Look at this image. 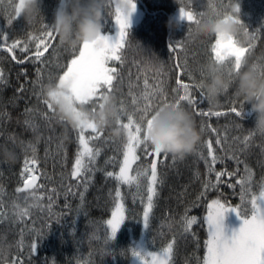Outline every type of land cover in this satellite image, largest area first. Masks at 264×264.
I'll return each instance as SVG.
<instances>
[{
	"label": "trees",
	"instance_id": "16d2710c",
	"mask_svg": "<svg viewBox=\"0 0 264 264\" xmlns=\"http://www.w3.org/2000/svg\"><path fill=\"white\" fill-rule=\"evenodd\" d=\"M135 1L144 10V17L127 31V44L121 50L123 63H111L119 72V78L113 82L115 90L112 94L119 108L123 100L125 112H136L131 103L132 97L142 98L144 92L151 91V86L160 80L166 81L165 91L171 100L174 95L171 89L176 87L175 79L182 75L175 67L177 56L181 60L186 58L196 79L201 78L202 66L209 61L210 45L215 41L193 39V22H175L177 27L170 30L168 23L181 6L199 14L198 18L201 19L231 11V6L237 3L240 12L236 15L242 23L237 40L246 48L249 40L254 45L245 53L243 68L264 77V0H185L183 5L173 0ZM17 3L18 0H0V45L5 43L4 33L8 36L7 44L18 39L22 41L10 52L0 46V72L4 80L0 83V145L12 146L13 142L21 145L16 149L17 160L13 166L0 164V264H129L132 242L141 233L144 207L135 184L119 185L126 219L107 245L104 243L106 225L103 223L114 209L117 187V181L107 177L106 172H118L123 160V141L113 139L108 132H102L99 140L89 141L90 146L99 149L95 163L89 165L95 171L72 178L79 148L77 132L66 129L55 119L53 112L43 102L41 85L44 88L50 77L52 83H58L59 75L66 71L67 63L73 58V49L59 45L55 38L51 41L53 47L42 57L44 63H33L35 43L29 41L30 34L38 36L45 26L51 29L53 13L60 0H41L39 14L30 25L15 17L14 7ZM114 15V9H111V15L107 12L102 21V31L109 29ZM10 16L13 18L11 25L8 24ZM23 42H27L29 48L22 52L20 48ZM170 44L176 46L175 52ZM179 44H183L184 50ZM79 47L74 53L76 56ZM18 60L24 62L18 63ZM233 62L229 58L226 60V77L227 68ZM146 64L159 65L160 72L155 67H146ZM38 68L41 70L39 73ZM38 76L40 82L36 83ZM184 82H188L186 77ZM21 88L25 90L21 92ZM194 99L198 100L197 111H221L224 114L220 117L197 116L191 106L182 102L183 108L193 115L201 141L194 152L183 158L160 156L163 163L159 166V175L163 183L158 185V196L154 198L145 243L150 251H160L168 243H173L168 264H203L207 251L205 241L208 239L205 218L210 211L208 204L213 200L233 207L240 205V210L251 218L250 197L242 202L240 185L234 188L227 186L228 182L234 184L236 179L245 175L243 163L237 165L228 159L231 154L229 148L234 147L232 137L251 135V144L246 152L237 154L251 169L252 191L255 194H259V186L264 182V134L253 129L254 116L248 110L249 105L237 99L232 88L219 97L215 107L208 103L205 96L200 98L199 90H194ZM231 101H238L237 107H243L241 118L230 112ZM159 103V99L155 100L153 108ZM88 107L91 110L92 105ZM45 113L51 117L50 120L45 119ZM139 118L137 112L136 119ZM123 122H127L126 117ZM206 124L218 130L222 144H215L217 136ZM236 124L240 127L237 128ZM30 125H35L36 130ZM36 131L40 134L39 140L33 142ZM205 141H212L216 154L223 158L214 166L217 171L227 172L238 168L239 172L233 177L223 176L222 183L216 189H209L203 199H198L204 191L206 180L211 179L213 184L216 183L214 174L209 176L199 154L202 151L206 155ZM137 151L141 152L142 149L138 148ZM33 157L35 163L29 165L32 171L22 174L25 159ZM145 164L143 157L133 164L132 175ZM88 176L91 180L85 190L78 185ZM32 177H35L33 187L25 188V181L33 183ZM141 180L146 184V180ZM69 186H75L72 187V194L67 192ZM17 188L24 190L17 192ZM142 191L146 193V188ZM80 192L84 193L83 202ZM50 196L53 197L52 214L48 211ZM66 204L68 207H65ZM186 208L189 209V217H197V223L192 225L189 233H184L181 220ZM25 209L28 215L21 219L17 213ZM98 224L100 227H97ZM34 241L36 250L32 252L31 244Z\"/></svg>",
	"mask_w": 264,
	"mask_h": 264
},
{
	"label": "snow or ice",
	"instance_id": "6c2138e0",
	"mask_svg": "<svg viewBox=\"0 0 264 264\" xmlns=\"http://www.w3.org/2000/svg\"><path fill=\"white\" fill-rule=\"evenodd\" d=\"M129 4L130 11L128 15H122L118 10L115 11V25L117 26V34L115 38H111L107 35H101L97 41L89 44L85 43L79 47V54L76 56L74 53L76 48H73V58L66 65V71L62 75H59L58 83L64 85L68 83L70 85L69 91L70 95L66 97L68 102L77 104H91V111L95 112L98 106L99 100L107 93H113L114 81L119 78V72L116 67L108 66V61H119L123 63V56L121 55V50L125 48L127 44V29L130 27L129 16L135 10L134 0H127ZM111 2H109V15H111ZM19 8L15 5L14 13L17 18ZM236 13H239V8L236 9ZM197 13L194 11L186 10L184 6L179 8V18L181 20H187L189 22L197 23L200 18H198ZM219 14H217L218 16ZM236 23L242 26L241 21L238 17H232ZM13 23V18L10 16L8 19V24ZM246 35V33H245ZM3 39L5 43L0 45L6 51H11L15 49L18 45L22 44L21 40H16L11 44H7L8 39L7 33H4ZM55 39V36L51 29L46 26L40 32L38 36L29 35V41L35 43V53L33 63H44L42 57L44 54L52 48L51 41ZM181 50H184L183 44H179ZM254 47L251 40L248 41L247 48L242 46L238 40L229 41L227 44L221 42L217 39L214 43L210 45L211 54L209 60H215L217 62H223L229 57L234 58V62L227 68L228 78L231 79L235 72L241 70L242 65L245 63V53L248 49ZM29 48L27 42H23V46L20 50L26 51ZM170 48L173 52L176 51V46L170 44ZM55 51V49H53ZM16 59V57H13ZM18 63H23V60H18ZM146 67H155L157 72H160L159 65L146 64ZM176 69H179L181 76H177L175 79L176 87L171 89L174 94L171 100L167 98V93L165 91L166 81L160 80L159 83L153 84L151 86V91H145L142 98L136 96L132 97L131 103L135 106L136 112H125L123 108V100L120 101L121 116L117 119L116 124L126 131V139L123 141L122 153L123 161L119 167V172L115 173L113 171H107L106 176L109 178H114L117 181V187L115 189V199L114 210L111 212V218L107 219L104 224L106 228L104 231V243L107 245L108 242L115 238L121 224L126 219L125 207L123 204V197L119 185H132L135 184L137 188V195L141 197V202L144 204L143 207V226L147 229L149 227L150 212L154 206V198L158 196V185L163 183L162 178L159 175V166L163 163L160 159L159 150H153L149 147L145 139V125L148 127L152 123V115L154 112L165 107H176L183 108V103L191 106L195 115L201 117L216 116L220 117L224 113L221 111H197L198 100L194 99V90H199L200 98L204 97V92L202 89V83L205 80V75L201 72V78L196 79L194 73L188 66L185 60H181L177 56ZM38 73L41 71L37 69ZM184 77L187 78L188 82H184ZM3 73L0 72V83H3ZM40 82V77L38 76L36 83ZM52 83L51 77L49 78V83ZM146 88L148 87L147 81L145 82ZM43 85H41V95H42ZM25 89L21 88L20 91L23 92ZM159 99L160 103L153 108L155 100ZM49 110L53 112L51 104L46 100L43 101ZM238 101H231L229 110L237 118H241V113L243 107H237ZM26 111H31V109H26ZM139 113V119H136V113ZM46 120H50L51 117L44 114ZM124 117H126L127 122H123ZM33 130H36L35 125H30ZM237 128L240 127L239 124L235 125ZM206 127L215 133L217 139L215 140L216 145L223 143L219 139V132L211 124H206ZM204 130L203 128L201 129ZM90 131L92 135H86V132ZM102 132L98 131L94 125L91 123L85 125L77 131L78 145L79 148L76 153L75 163L73 165V170L71 176L73 179L83 176L85 173L95 171L94 168L89 167L95 163V158L99 155V149H94L90 146L89 141L99 140ZM234 147L229 148L228 159L233 160L237 165L244 164L245 175L240 176V178L235 180V183L228 182L227 186L229 188H234L236 185L241 187V201L244 202L246 197H250L251 203V218H249L245 213L240 210V205L235 207L227 203H222L220 200H213L208 204L210 209L208 216L205 221L208 226V239L205 241V247L207 249L206 254L203 258V264H264V182L259 186V194H255L252 191V172L248 167L246 161L241 159V156L237 153H245L251 144V135L244 136H234L232 137ZM204 146L206 147V155L201 151L200 157L204 160L205 166L207 168L209 176H215L216 183L213 184L211 179H208L203 184V189L200 193L198 199H203L204 195L209 189H216L220 183H222L221 178L225 175L229 177L236 176L239 172L237 168L234 171H217L215 165L218 162H222L223 158L216 154L212 141H205ZM29 147H32L29 145ZM141 148L142 151L138 152L137 149ZM35 151L34 147L32 148ZM143 159L146 164L143 167H138L135 175H130L133 171L132 166L138 160ZM87 158V161H85ZM210 158V159H209ZM175 159V157H173ZM35 163V158L25 159L24 172H30L32 169L29 165ZM141 178L146 180V184L142 183ZM91 177L88 176L87 179L83 181L81 185L87 189V185ZM32 184L25 181V188H31L34 185L35 177H32ZM72 187L69 186L67 189L68 194H72ZM146 188V193L142 189ZM24 189L17 188L16 191L20 192ZM80 199L83 202L84 193H79ZM146 196V203H145ZM53 197H49L48 211L51 213ZM42 207L41 205H37ZM195 206V204H193ZM65 207H68L66 204ZM189 209H185V215L181 217L182 228L184 233H189L192 229V225L197 223V217L187 215ZM227 213H233L238 219H242L241 227L237 231H233L230 236L225 234V228L223 225V220ZM17 215L23 219L25 215H28L27 209L18 212ZM97 227H100L98 224ZM41 235V233H37ZM194 235V234H193ZM32 252L36 250V242L31 244ZM173 249V243H168L163 249V257L157 258L152 253H148L151 256L152 264H168L170 255ZM133 257L139 258L141 256L140 251L131 249ZM15 264V262H12Z\"/></svg>",
	"mask_w": 264,
	"mask_h": 264
},
{
	"label": "clouds",
	"instance_id": "9594fccd",
	"mask_svg": "<svg viewBox=\"0 0 264 264\" xmlns=\"http://www.w3.org/2000/svg\"><path fill=\"white\" fill-rule=\"evenodd\" d=\"M111 8L118 10L122 15H128L130 8L127 0H60L53 13L50 28L59 45L73 49L85 43H93L102 33V21ZM183 5L185 0H173ZM41 0H18L19 8L17 18L25 24H32L39 14ZM239 8L235 3L231 11H225L218 16L201 18L192 26L193 39H219L227 44L237 40L241 30L235 22L233 13ZM168 27L174 30L177 24L169 21ZM225 63L209 60L202 66L205 75L202 83L204 96L208 103L215 107L219 97L228 89H234L237 99L249 105V112L254 116L253 129L264 134V77L258 76L251 69L235 72L229 79L225 75ZM70 85H60L57 82L47 84L42 89V96L53 109L55 119L73 132L91 123L101 132H108L117 140L126 139V131L116 124L121 116L116 98L107 93L98 102L95 112L88 107L89 104L69 103L66 97L70 95ZM151 126L145 125V139L149 147L159 150L160 154L183 158L194 152L201 141L193 115L184 108L165 107L153 113ZM39 132L33 134V142L39 140ZM21 145L13 142L12 146L0 145V164L13 166L17 160L16 149Z\"/></svg>",
	"mask_w": 264,
	"mask_h": 264
},
{
	"label": "rangeland",
	"instance_id": "374dc122",
	"mask_svg": "<svg viewBox=\"0 0 264 264\" xmlns=\"http://www.w3.org/2000/svg\"><path fill=\"white\" fill-rule=\"evenodd\" d=\"M134 4H135V10L129 16L130 27L127 29V31L130 28H132L135 25H137L142 20V18L144 17V10L140 7L138 2L134 0ZM239 12H240V10H239ZM236 14L237 13L232 14L233 17H238V15H236ZM172 20L174 22H176V23L189 22L187 20L183 21V20H181L179 18V10H177V11H175L173 13ZM117 31H118V29H117V26L115 25V15H114V21H113L112 25L109 27V29L102 31L101 35H107V36H109V37L114 39L116 34H117ZM229 59H232L234 61L233 57H229ZM111 63H113V60H109L108 61V66H111ZM86 135H92V134L90 133V131H88V132H86ZM118 172H119V170H118ZM130 175H132V172H130ZM110 218H111V214H110V216L107 219H110ZM241 224L242 223H240V219H238L236 217V215L233 214V213H227L225 215L224 220H223V225H224V228H225V232L227 234H229V236L231 235V233L233 231H237L241 227ZM226 226H228L227 231H226ZM145 234H146V228L143 226V213H142V217H141V233H140L139 237L137 239L133 240V242H132V249H134L136 251H140L141 252V256L139 258H137V257H133V255H131L129 264H152L151 256H149L148 253H152L157 258H162L163 257V249L160 250V251H150L147 248L146 243H145Z\"/></svg>",
	"mask_w": 264,
	"mask_h": 264
}]
</instances>
